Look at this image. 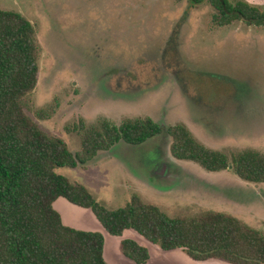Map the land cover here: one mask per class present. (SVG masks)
Returning a JSON list of instances; mask_svg holds the SVG:
<instances>
[{
    "label": "rangeland",
    "instance_id": "obj_1",
    "mask_svg": "<svg viewBox=\"0 0 264 264\" xmlns=\"http://www.w3.org/2000/svg\"><path fill=\"white\" fill-rule=\"evenodd\" d=\"M0 8L26 18L40 47L38 82L24 100L25 113L71 153L81 151V120L90 126L102 118L120 124L149 117L163 130L185 124L213 150L264 154V28H219L209 5L175 0H0ZM57 172L111 210L138 195L170 217L222 212L264 232V185L243 182L230 168L211 173L175 160L165 131ZM64 215L91 223L71 211ZM99 229L104 255L114 246L117 264H133L120 255L118 238ZM130 238L148 247L153 264H202L135 233Z\"/></svg>",
    "mask_w": 264,
    "mask_h": 264
},
{
    "label": "trees",
    "instance_id": "obj_2",
    "mask_svg": "<svg viewBox=\"0 0 264 264\" xmlns=\"http://www.w3.org/2000/svg\"><path fill=\"white\" fill-rule=\"evenodd\" d=\"M175 1H186L192 8L209 5L212 23L219 28L236 23L264 28V6L246 0ZM39 58L34 26L21 14L0 8V264H108L104 236L65 225L53 206L60 198L91 211L109 236L122 238L119 251L135 264H147L150 253L145 244L130 238L131 233L194 263L264 264V232L234 216L202 211L170 217L138 195L111 210L84 185L57 172L84 166L119 143L139 146L165 131L175 160L211 173L230 168L241 181L264 185L263 153L213 150L183 123L163 130L146 117L120 124L102 118L90 126L81 120V151L73 154L63 140L46 134L25 113L24 100L38 82Z\"/></svg>",
    "mask_w": 264,
    "mask_h": 264
},
{
    "label": "crops",
    "instance_id": "obj_3",
    "mask_svg": "<svg viewBox=\"0 0 264 264\" xmlns=\"http://www.w3.org/2000/svg\"><path fill=\"white\" fill-rule=\"evenodd\" d=\"M58 203V205H57ZM54 208L55 210H57L61 215H62V218H63V221L65 223V225L67 226H70V227H73L77 230H83V231H88V232H100V229H99V226L102 228V226L99 224V222L95 219L94 215L92 214L91 211L89 210H84V209H81V208H78V207H75L73 205H71L69 202H67L65 199L63 198H60L58 199L55 203H54ZM71 211V212H74L75 214L77 215H80V216H84L86 217L87 219H89V222H91L90 224L87 223V225L85 224H82L76 220H67L65 215H64V211ZM90 212V213H89ZM96 221H95V220ZM103 229V228H102ZM139 236V235H138ZM140 237V236H139ZM115 238H118V244L116 247H118V250H119V246H120V242L122 240V238H119V237H115ZM137 241V240H135ZM139 242V241H137ZM141 243V242H140ZM105 246V244H104ZM117 249V248H116ZM114 246L113 247H109L108 249V253L106 255H104V252H103V256H104V259L105 261L108 263V264H117V261L114 260L115 258V253H114ZM149 250V249H148ZM172 252V251H171ZM178 252V251H177ZM120 253V251H119ZM150 253V252H149ZM178 254H180V256L182 255L180 252H178ZM121 255V253H120ZM123 258H125L123 255H121ZM184 256V255H183ZM110 257H112L113 259H111ZM116 259V258H115ZM127 261L129 262H132L130 260H128L127 258H125ZM152 258H151V255H150V260L147 264H153L152 263ZM133 263V262H132ZM135 264V263H133Z\"/></svg>",
    "mask_w": 264,
    "mask_h": 264
}]
</instances>
